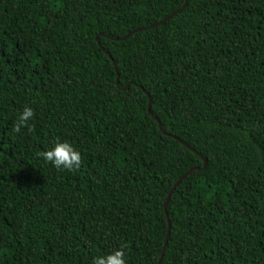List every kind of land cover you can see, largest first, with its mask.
I'll return each instance as SVG.
<instances>
[{"label": "trees", "instance_id": "1", "mask_svg": "<svg viewBox=\"0 0 264 264\" xmlns=\"http://www.w3.org/2000/svg\"><path fill=\"white\" fill-rule=\"evenodd\" d=\"M183 2L0 0V264H264V0Z\"/></svg>", "mask_w": 264, "mask_h": 264}, {"label": "clouds", "instance_id": "2", "mask_svg": "<svg viewBox=\"0 0 264 264\" xmlns=\"http://www.w3.org/2000/svg\"><path fill=\"white\" fill-rule=\"evenodd\" d=\"M33 116V108L24 106L13 125V132L19 133L21 128L28 125ZM41 155L44 161L51 163L57 169L73 171L81 165L80 152L67 140L53 142ZM92 264H126L124 250L122 247H117L108 253L97 255L92 259Z\"/></svg>", "mask_w": 264, "mask_h": 264}, {"label": "water", "instance_id": "3", "mask_svg": "<svg viewBox=\"0 0 264 264\" xmlns=\"http://www.w3.org/2000/svg\"><path fill=\"white\" fill-rule=\"evenodd\" d=\"M186 3H187V0H184V2H183V4H182V7L185 6ZM182 7H181V8H182ZM176 12H177V11H176ZM173 14H175V12L170 13L168 16H166V17L163 18L161 21H159V22H157V23H155V24H152V25H150V26H141V27H137V28H135V29H133V30L127 32L125 35H123V36H121L120 38H117V39H123V38H126V37H128L129 35H131V34H132L133 32H135V31H139V30H142V29H145V28H149V27H153V26H155V25H158V24L164 22L165 20H167V19H168L169 17H171ZM99 34H100V35H105L104 33H99ZM105 36H107V35H105ZM108 56H109V58H111L110 55H108ZM111 60H112V59H111ZM112 63H113V65H114V69H115V72H116L115 83H116V85H118V78H117V77H118V71H117V66H116V64L114 63L113 60H112ZM127 86H128V84H127L124 88H127ZM147 97H148L147 111H148L149 114H151V113H150V96L147 94ZM153 118L157 121L160 130H162V126H161V124H160V121H159L156 117H154V116H153ZM172 137L175 138V139H177V140H179L184 146L188 147L190 150L194 151L197 155H199V156L201 157L203 163H202V167H199V166H192V167L188 168V169H187L182 175H180V176L176 179V181L172 184V186H171L170 189L168 190V192H167V194H166V197H165V199H164V202H163V208H164V211L166 210V205H167V202H168L169 196H170L171 193L173 192V190H174V188L176 187V185L181 181V179H182L184 176H186L187 174H189V173H191V172H193V171H195V170L202 169V168H204V167L206 166V159H205V157H204L201 153H199L198 151H196L193 147H191V146H190L189 144H187L185 141L181 140L179 137H177V136H175V135H172ZM165 215H166V219H167V231H166V235H165V237H164V243H163V247H162V251H161L160 257H159L158 260H157V264H160V261H161V255H162V252H163V250H164V248H165V246H166L167 237H168L169 230H170V222H169V219H168V216H167L166 213H165Z\"/></svg>", "mask_w": 264, "mask_h": 264}]
</instances>
